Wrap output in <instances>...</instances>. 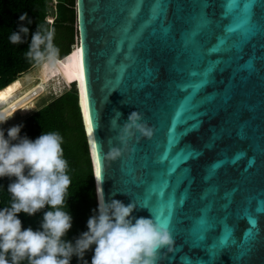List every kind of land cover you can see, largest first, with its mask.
Here are the masks:
<instances>
[{
    "label": "water",
    "instance_id": "water-1",
    "mask_svg": "<svg viewBox=\"0 0 264 264\" xmlns=\"http://www.w3.org/2000/svg\"><path fill=\"white\" fill-rule=\"evenodd\" d=\"M151 2L145 0L146 5ZM243 2L254 7V22L264 26V0ZM132 3L133 0H76L75 4L78 43L80 48L85 47L90 111L95 120L91 137L97 144L96 165L98 159L101 165L97 181L80 82L74 85L92 165L97 212V188L101 183L106 203L118 200L125 205L137 204L133 222L140 217L156 219L157 209L148 194L162 186L163 175L152 183L159 170L155 160L166 137H172L177 149H182L169 169V175L176 179L180 214L169 226L174 239L171 251L162 249L158 264H264V32H256L235 50L208 53L207 48L220 34L223 0H167L170 7L166 17L147 29L130 50L120 40ZM201 10L206 11L211 24L202 38V52L185 48L182 43L190 14ZM161 26L168 32H162ZM129 51L138 57V62H133L127 78L117 80L115 65ZM210 66L212 73L197 95L200 103L185 125L178 126L177 136L170 120L177 102L190 90L183 84L196 79L192 72L199 75ZM145 67L151 68L150 79L142 76ZM132 111L143 114L144 121L155 129L154 137L141 138L139 142L133 137L128 150L112 162L106 154L110 147H120L117 135ZM189 151L193 153L189 155ZM133 159L137 167L141 162L147 165L142 177L131 174ZM140 184L145 188L143 194ZM172 202L175 207L174 195ZM249 211L257 220L256 233L243 247L251 227ZM199 215L191 227L193 218ZM207 216L212 225L205 229L209 230L208 245L203 247L205 236L198 226ZM229 232L237 241L233 246L224 243Z\"/></svg>",
    "mask_w": 264,
    "mask_h": 264
},
{
    "label": "clouds",
    "instance_id": "clouds-1",
    "mask_svg": "<svg viewBox=\"0 0 264 264\" xmlns=\"http://www.w3.org/2000/svg\"><path fill=\"white\" fill-rule=\"evenodd\" d=\"M19 19L18 32L9 37L12 44L23 43L21 33L27 36L29 32L23 26L26 20L31 23L27 13ZM52 39L51 32L44 34L38 26L27 55L36 62L55 61L58 49ZM13 115L0 113V125ZM20 131L21 126L8 129L6 139L4 131L0 130V178H15L8 186L12 203L0 210V264H20L25 259L29 264H70L73 255L83 259L93 245L91 264H158L161 250L171 251L174 239L167 228L153 218L140 217L133 222L132 213L137 204L125 205L118 200L106 203L101 183L97 188L98 215L88 220V231L75 245L66 242L63 237L72 227V217L63 209L71 180L67 174L68 162L63 156L62 137L50 132L32 141L26 137L21 139ZM154 133L155 129L144 121L143 114L132 111L120 126L117 135L120 147H110L107 158L115 162L128 150L133 137L137 142L141 138L151 140ZM100 176H94L96 181ZM46 206L50 210L43 216L41 231L22 228L19 213L33 216Z\"/></svg>",
    "mask_w": 264,
    "mask_h": 264
},
{
    "label": "trees",
    "instance_id": "trees-1",
    "mask_svg": "<svg viewBox=\"0 0 264 264\" xmlns=\"http://www.w3.org/2000/svg\"><path fill=\"white\" fill-rule=\"evenodd\" d=\"M51 1L0 0V108L9 104L3 108L6 109L33 92L37 94L32 101L46 92L40 94L39 91V87L45 84L43 80L26 90L18 91L21 80L27 77L25 73L40 63L27 55L32 35L37 31L38 26L42 33H52V44L58 49V56L55 60L63 59L80 48L79 46L71 48L74 44V36H77L76 0H56L55 18L50 22L46 11ZM24 13H27L28 19L31 20L30 24L27 20L23 22V26L29 29L28 35L21 33L23 43L12 44L9 37L12 33L18 32L21 26L19 18ZM46 66L47 70L48 65ZM78 73L76 76L78 80L72 82L69 89L52 100H50L52 96H46L42 100L38 98L29 108L18 112L24 108L22 107L17 111L18 113L15 112L17 114L14 123L7 124L0 129L4 131L6 139L8 129L14 126H21L19 134L21 139L26 137L35 141L43 133L50 132L59 133L62 137L63 156L68 162L67 174L71 180L63 210L72 217V227L63 239L73 245L84 232L88 231V220L98 215L92 165L78 105V94L74 85L80 81V68ZM16 142L13 141V143ZM90 142L92 146L91 136ZM13 182H15L14 177L0 178V210L10 207L12 203L8 186ZM49 210L50 208L46 206L33 216H28L23 212L19 213L18 219L22 223V228L41 231L43 216ZM94 250L95 245L85 252L83 259L73 255L70 264H91ZM8 259L11 261L10 255ZM20 264H29V262L25 259Z\"/></svg>",
    "mask_w": 264,
    "mask_h": 264
},
{
    "label": "snow or ice",
    "instance_id": "snow-or-ice-1",
    "mask_svg": "<svg viewBox=\"0 0 264 264\" xmlns=\"http://www.w3.org/2000/svg\"><path fill=\"white\" fill-rule=\"evenodd\" d=\"M170 5L167 0H152L151 3L145 4V0H133V3L128 9V16L125 18L123 26L121 28V43H126L128 49H132L133 45H138L142 39L145 31L153 27L157 22L161 21L167 15V9ZM221 13V26L220 34L216 37L215 42L211 47L207 48L208 53L222 54L228 51L239 48L248 37L253 36L256 32H264V26H260L254 22L253 10L254 7H250L249 3L243 2V0H223ZM145 8L147 11L145 12ZM247 9V11L245 10ZM226 21V22H224ZM137 22L139 27L133 32L132 28L136 26ZM211 29V24L208 19L206 11L201 10L195 14L191 13L189 16V27L184 31L182 43L185 48H191L194 50H203L202 38L206 37ZM161 31L168 32L167 28L161 26ZM80 88L83 93V117L87 121V133L89 136L94 134L95 120L92 112L90 111V90L87 85L86 76V64H85V47L81 45L80 48ZM134 61L138 62V57L134 56L131 51L127 53L123 60L118 65H115V79L120 80L127 78L128 70L132 67ZM212 73V68L207 67L203 69L199 75L197 72H192L191 76L196 79L183 84L184 89H190L185 91L184 96L177 102L173 115L171 117V125L176 126L175 134L178 136V126L185 125V122L191 118L193 111L197 108L200 101L197 99V95L201 90V85ZM152 75L151 68L145 67L142 72V76L146 79H150ZM171 128L168 129L171 132ZM161 151L155 164L159 166V170L152 178V183L155 184L157 178L163 175L162 186L157 190L153 189L148 194V199L152 202L153 206L157 209L156 219L158 223L169 230L170 222H174L176 217L180 214L179 199L177 195V185L174 175H169V169L172 168V162L175 159L177 153L182 149H177V145L172 137H166V141L161 144ZM93 152H96L97 144H92ZM193 152L189 151V155ZM147 170V165L143 162L137 167L136 160L131 161V174L136 177H142L141 173ZM96 174L101 175V165L99 159L96 165ZM144 193L145 188L143 184L139 187ZM173 195L176 199V206H173ZM261 211V209H257ZM202 215V214H201ZM201 215L197 218H193L191 227L196 224V221L200 219ZM248 222L251 225L246 235L248 241L243 247H246L248 243L252 241L256 233L257 220L254 215L249 211L247 213ZM212 225L211 220L206 217V220H200L199 229L200 233L205 236L202 241L203 247H207L208 240L207 235L209 230L208 226ZM251 234V235H249ZM245 235V236H246ZM224 243L228 246H233L237 243L232 238V233L225 234ZM243 250V249H241Z\"/></svg>",
    "mask_w": 264,
    "mask_h": 264
},
{
    "label": "rangeland",
    "instance_id": "rangeland-1",
    "mask_svg": "<svg viewBox=\"0 0 264 264\" xmlns=\"http://www.w3.org/2000/svg\"><path fill=\"white\" fill-rule=\"evenodd\" d=\"M55 0H52L50 4H48V9L46 11L48 15V19L51 22L55 18V10H54V3ZM74 44L71 46L72 49L79 46L78 43V36H74ZM80 48L77 49L73 54L66 56L63 59L55 60L52 62H48L47 60L40 62L27 73V77L24 80H21L20 88L18 91L26 90L35 83L43 80L45 82L44 85L39 87L41 96L37 97L32 101V99L36 96V92L22 98L15 104L9 106L6 109H1L0 113L4 114L5 116H11L15 112L24 111L29 108L38 98L42 100L46 96L50 97V100L62 94L65 90L69 89L71 83L78 80L76 76L79 74L80 68ZM48 65V69L46 70ZM23 76V75H22ZM49 89V90H48ZM32 101V102H31ZM31 102V103H30ZM30 103V104H29ZM17 112V113H18ZM15 113L11 119H9L3 125H0V129H2L5 125H11L15 121Z\"/></svg>",
    "mask_w": 264,
    "mask_h": 264
},
{
    "label": "bare ground",
    "instance_id": "bare-ground-1",
    "mask_svg": "<svg viewBox=\"0 0 264 264\" xmlns=\"http://www.w3.org/2000/svg\"><path fill=\"white\" fill-rule=\"evenodd\" d=\"M80 82V81H79ZM80 84H81V82H80ZM16 101V100H15ZM14 102V101H13ZM12 102V103H13ZM11 104V103H10ZM9 105V104H8ZM7 105V106H8ZM7 106H5V107H7ZM81 106H82V111H83V103H82V92H81ZM5 107H3V108H5ZM3 108H0V111H2L1 109H3ZM85 120V119H84ZM85 124H86V128H87V121L85 120ZM88 138H89V142H90V136L88 135ZM90 146H91V142H90ZM91 150H92V156H93V160H94V163H95V157H94V152H93V149H92V146H91ZM95 168H96V165H95Z\"/></svg>",
    "mask_w": 264,
    "mask_h": 264
},
{
    "label": "built area",
    "instance_id": "built-area-1",
    "mask_svg": "<svg viewBox=\"0 0 264 264\" xmlns=\"http://www.w3.org/2000/svg\"><path fill=\"white\" fill-rule=\"evenodd\" d=\"M56 3H57V1L55 0L54 3H53V5H54V10H56V9H55ZM52 21H53V20H52Z\"/></svg>",
    "mask_w": 264,
    "mask_h": 264
}]
</instances>
